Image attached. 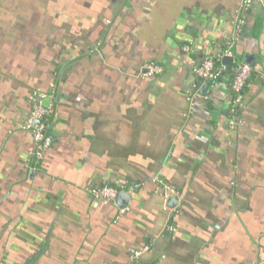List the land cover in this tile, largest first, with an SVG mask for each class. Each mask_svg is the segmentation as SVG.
<instances>
[{
  "label": "crops",
  "instance_id": "obj_1",
  "mask_svg": "<svg viewBox=\"0 0 264 264\" xmlns=\"http://www.w3.org/2000/svg\"><path fill=\"white\" fill-rule=\"evenodd\" d=\"M241 1L0 0V264H264V2L223 61L254 68L237 128L230 75L202 95L194 73ZM36 92L54 94L39 163ZM104 185L124 215L86 191Z\"/></svg>",
  "mask_w": 264,
  "mask_h": 264
},
{
  "label": "built area",
  "instance_id": "obj_2",
  "mask_svg": "<svg viewBox=\"0 0 264 264\" xmlns=\"http://www.w3.org/2000/svg\"><path fill=\"white\" fill-rule=\"evenodd\" d=\"M262 3L264 0H242L240 6L236 10L234 16V28L235 34L231 42L228 43L227 49L216 57L206 58L199 66L194 68V73L198 79L205 82H214L221 79L227 72V65L223 63L226 57H232V49L234 43L242 37L246 29L247 16L253 10L256 3ZM188 50V48H185ZM254 68L248 64H240L235 71L234 81L231 86V90L234 94L233 107L231 109L232 119L230 121L231 128H237L239 121L237 119V109L242 104L244 96L243 90L247 85L249 78L251 77ZM163 73V67L151 63L148 64L142 71V76L155 78ZM46 97H54V94L49 96L42 93H34L31 110L27 121L21 126L23 130L30 131L33 134L34 142L36 144V150L33 153V158L36 163L41 162L44 159L45 152L52 146L53 137L49 133L48 117L53 112V104H45ZM159 184V189L163 192L162 198L164 200V206L167 209L168 203L171 198L178 196V191L165 183L162 180L156 179ZM94 200L103 205H112L115 203L117 196L121 191H125L124 188H116L109 185H104L97 188H88L86 190ZM128 209L124 208L120 210V215H124ZM174 231V228H170ZM142 252H136L131 256V261L136 262Z\"/></svg>",
  "mask_w": 264,
  "mask_h": 264
},
{
  "label": "water",
  "instance_id": "obj_3",
  "mask_svg": "<svg viewBox=\"0 0 264 264\" xmlns=\"http://www.w3.org/2000/svg\"><path fill=\"white\" fill-rule=\"evenodd\" d=\"M234 62V58H229L226 57L224 59V63L227 65H232V63ZM209 83L205 82L204 80H200L198 83V89H200V93L202 95H205L208 88H209ZM131 195L126 193L125 191H121L119 193V195L116 198V203L118 204V206L122 209L126 208L129 201H130ZM178 203V200L176 198H171L169 201V206L171 207H175Z\"/></svg>",
  "mask_w": 264,
  "mask_h": 264
},
{
  "label": "trees",
  "instance_id": "obj_4",
  "mask_svg": "<svg viewBox=\"0 0 264 264\" xmlns=\"http://www.w3.org/2000/svg\"><path fill=\"white\" fill-rule=\"evenodd\" d=\"M236 69H237V67L235 65L234 66H230V67H228L226 74H224V76H226L227 74L230 75V77L232 79V83L234 81ZM224 76L222 78H224ZM221 79H219V80H221ZM231 86H232V84H231ZM237 111H238V109H237Z\"/></svg>",
  "mask_w": 264,
  "mask_h": 264
}]
</instances>
